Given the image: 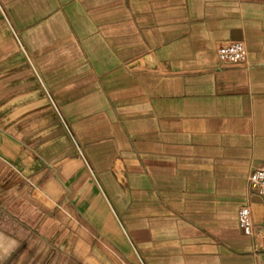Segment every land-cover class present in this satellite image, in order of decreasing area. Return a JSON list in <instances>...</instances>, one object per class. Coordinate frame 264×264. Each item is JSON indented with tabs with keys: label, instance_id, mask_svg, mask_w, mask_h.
I'll list each match as a JSON object with an SVG mask.
<instances>
[{
	"label": "crops",
	"instance_id": "0c3cea01",
	"mask_svg": "<svg viewBox=\"0 0 264 264\" xmlns=\"http://www.w3.org/2000/svg\"><path fill=\"white\" fill-rule=\"evenodd\" d=\"M263 163L264 0H0V264H264Z\"/></svg>",
	"mask_w": 264,
	"mask_h": 264
},
{
	"label": "built area",
	"instance_id": "2783aa9c",
	"mask_svg": "<svg viewBox=\"0 0 264 264\" xmlns=\"http://www.w3.org/2000/svg\"><path fill=\"white\" fill-rule=\"evenodd\" d=\"M217 53L222 66L242 67L249 64L248 48L243 41L220 43ZM248 185L252 192L264 199V163L255 167L248 176ZM238 222L247 235L254 234L253 211L250 202L243 204L238 211Z\"/></svg>",
	"mask_w": 264,
	"mask_h": 264
},
{
	"label": "rangeland",
	"instance_id": "374dc122",
	"mask_svg": "<svg viewBox=\"0 0 264 264\" xmlns=\"http://www.w3.org/2000/svg\"><path fill=\"white\" fill-rule=\"evenodd\" d=\"M19 184V186L11 187L12 185ZM23 182L21 179L16 176L9 167L3 165L0 166V230L10 232L16 230L17 226H19L18 230H20V226L16 223V219H14V212H17L15 209V203L17 199H29L31 200V195L24 193L22 191ZM20 189V190H19ZM14 203H13V202ZM44 210V209H43ZM57 211V209H56ZM46 213L50 214L51 216L55 215V211L50 209V211H46ZM36 230L42 231L44 230L43 224H35ZM23 231L29 230L25 225H22ZM16 233V232H15ZM27 242V240H26ZM15 242L9 238V236L5 235L4 233L0 232V246L5 249H10L15 246ZM42 243L36 244L37 247L41 246ZM26 246V245H24ZM3 262L4 264H10L12 262V258L5 259Z\"/></svg>",
	"mask_w": 264,
	"mask_h": 264
}]
</instances>
